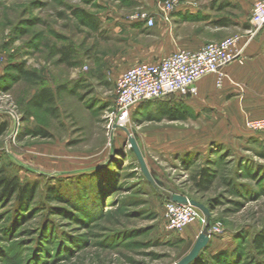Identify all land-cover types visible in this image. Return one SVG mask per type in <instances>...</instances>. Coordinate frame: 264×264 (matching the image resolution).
<instances>
[{"label": "rangeland", "instance_id": "1", "mask_svg": "<svg viewBox=\"0 0 264 264\" xmlns=\"http://www.w3.org/2000/svg\"><path fill=\"white\" fill-rule=\"evenodd\" d=\"M165 1L0 0V178L33 188L24 200L0 196V264H175L201 232L208 241L193 264H264L263 70L233 81L229 116L222 103L170 120L151 101L122 126L114 119L119 66L153 62L172 43L167 35L178 24L169 30L161 21L173 13ZM76 9L98 29L83 25ZM140 13L154 24L130 21ZM229 14L244 11L217 13ZM250 28L206 32L229 33L216 41L243 36L242 64L264 26L248 40ZM43 88L53 101L35 108L30 98ZM259 121L256 130L248 124ZM202 169L213 179L207 189L198 185ZM172 194L203 204L209 216L199 209L181 231L168 229L163 205Z\"/></svg>", "mask_w": 264, "mask_h": 264}, {"label": "built area", "instance_id": "2", "mask_svg": "<svg viewBox=\"0 0 264 264\" xmlns=\"http://www.w3.org/2000/svg\"><path fill=\"white\" fill-rule=\"evenodd\" d=\"M181 0H166L162 9L172 12ZM193 4H196L195 2ZM130 21L142 23L145 27L154 24L152 16L146 13L131 16ZM251 28L248 40L264 26V0H254L251 9ZM243 36L234 35L220 41H211L196 50H177L154 62H140L116 79L114 119L122 126L130 111L145 102L157 101L171 96H192L197 94L196 82L207 74H216V85L220 86L226 76L224 68L234 62H241ZM256 130L261 122H250ZM166 226L172 231H181L199 215V209L190 203L173 201L169 196L164 201Z\"/></svg>", "mask_w": 264, "mask_h": 264}, {"label": "crops", "instance_id": "3", "mask_svg": "<svg viewBox=\"0 0 264 264\" xmlns=\"http://www.w3.org/2000/svg\"><path fill=\"white\" fill-rule=\"evenodd\" d=\"M194 2L196 4H193ZM253 2L254 0H181L171 15V21L166 23L161 20L164 25H169V30H172L174 23L178 24L175 34L173 35L171 32L167 35L169 38H172V43L169 45V48H167V53H165V55L182 49L196 50L205 43L219 40L226 34H229L225 32L209 34L206 31L210 27L213 30H227L231 25L238 27L239 25L242 26L245 22L250 25ZM228 6L229 8L238 6L244 11V14L240 16V18H237V16L233 14H229V16L217 15L218 12ZM240 22L243 23L241 24ZM203 24H206L205 27H203ZM240 44L243 45V42H240ZM159 51L160 50H154V53H159ZM243 53L246 56L244 63L240 64L234 61L224 68L227 77L223 80L221 86L216 85V74H207L197 80L196 95L184 97L172 96L155 101L154 103L166 105H178L181 103L186 105L188 109L195 114L199 112L204 113L214 105L218 106V104L225 103V110L229 116V108L232 109L235 107V100H237L236 97H238L235 93L238 91L232 86L234 83L233 81H239L246 77L252 78L259 74L260 71H264V65L260 63L262 61L264 62V28L260 31V34H258L255 40L245 46ZM257 57L259 58L257 59ZM133 65L134 63L120 65L115 81L123 71ZM229 77H231L232 80H229ZM152 103L153 102L147 105ZM242 136L256 135L246 132Z\"/></svg>", "mask_w": 264, "mask_h": 264}, {"label": "trees", "instance_id": "4", "mask_svg": "<svg viewBox=\"0 0 264 264\" xmlns=\"http://www.w3.org/2000/svg\"><path fill=\"white\" fill-rule=\"evenodd\" d=\"M75 16H77L80 20V22L83 25L89 26L91 29L97 30L98 29V21L96 19H91L89 17V14L84 11L83 9H76L73 11ZM137 25H141L142 23H136ZM62 61H66L69 57V51L66 49H62ZM20 68V67H18ZM53 101V93L51 91H48L47 89L43 88L40 89L37 93H35L30 98V103L35 108H40L45 104H49ZM150 102L142 103L143 106L149 104ZM159 108V112L166 115L170 120H180L185 117V111L188 109V107L184 104H178V105H166V104H157ZM142 106V105H141ZM5 130L4 125L0 126V134L3 133ZM199 186H202L204 189H207L208 186L212 183L213 179L211 177V174L206 172L205 169H202L199 172ZM33 188L32 185L24 184L21 185L17 180H11L8 178H0V196L7 197L12 196L13 194H17L20 199H26V197L32 192ZM253 241L256 243L257 247H261L263 238L262 236H259ZM211 259H217L216 254L212 256ZM197 260V259H196ZM195 261V260H194ZM191 262L190 264L194 263ZM195 264H201V263H195Z\"/></svg>", "mask_w": 264, "mask_h": 264}, {"label": "water", "instance_id": "5", "mask_svg": "<svg viewBox=\"0 0 264 264\" xmlns=\"http://www.w3.org/2000/svg\"><path fill=\"white\" fill-rule=\"evenodd\" d=\"M128 141L130 144V148L133 151L134 155L136 156L138 162L140 163L141 169L145 177L149 180L152 181L151 176L149 174V171L147 170L143 157L141 155V152L139 150V147L135 141V139L132 136L128 137ZM171 198L173 201L179 202V203H190L196 208L200 209L205 216H209V210L201 203L190 199L186 196L179 195V194H172ZM208 241V235H206L205 232H201L194 244L192 245L191 249L188 251L186 255H184L178 262L175 264H188L190 263L199 253V251L206 245Z\"/></svg>", "mask_w": 264, "mask_h": 264}, {"label": "bare ground", "instance_id": "6", "mask_svg": "<svg viewBox=\"0 0 264 264\" xmlns=\"http://www.w3.org/2000/svg\"><path fill=\"white\" fill-rule=\"evenodd\" d=\"M122 125H124V124H122Z\"/></svg>", "mask_w": 264, "mask_h": 264}]
</instances>
